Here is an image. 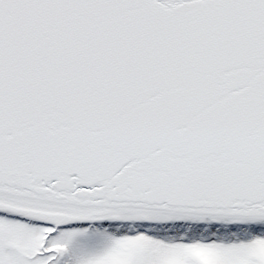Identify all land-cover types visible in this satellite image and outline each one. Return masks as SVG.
I'll list each match as a JSON object with an SVG mask.
<instances>
[{"label": "snow or ice", "instance_id": "6c2138e0", "mask_svg": "<svg viewBox=\"0 0 264 264\" xmlns=\"http://www.w3.org/2000/svg\"><path fill=\"white\" fill-rule=\"evenodd\" d=\"M0 264H264V0H0Z\"/></svg>", "mask_w": 264, "mask_h": 264}]
</instances>
